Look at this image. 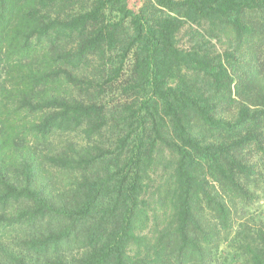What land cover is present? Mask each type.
<instances>
[{
    "label": "trees",
    "instance_id": "obj_1",
    "mask_svg": "<svg viewBox=\"0 0 264 264\" xmlns=\"http://www.w3.org/2000/svg\"><path fill=\"white\" fill-rule=\"evenodd\" d=\"M187 22L234 49L181 47ZM261 68L264 0H0V239L45 264H264V226L237 218L264 180ZM69 136L80 152L44 156L77 175L64 199L32 157L9 180L4 154Z\"/></svg>",
    "mask_w": 264,
    "mask_h": 264
},
{
    "label": "rangeland",
    "instance_id": "obj_2",
    "mask_svg": "<svg viewBox=\"0 0 264 264\" xmlns=\"http://www.w3.org/2000/svg\"><path fill=\"white\" fill-rule=\"evenodd\" d=\"M179 45L183 48H190L195 45H202L204 49H210L215 53H224L228 50H233L235 45L231 41V39L225 35L220 37H212L210 36L204 29V27L192 24L187 22L183 28L178 33ZM230 70L234 73L235 76L244 73H250L252 68L246 67L242 68H230ZM261 85L264 86V68H261L260 71ZM61 96L69 99L76 98L80 99V95L75 93H67L64 91L60 94ZM234 97L238 98L236 95ZM235 111V104L232 103L229 106V109L226 112L221 113L223 116L227 118H232ZM61 143L53 144L50 148L51 150L44 149L37 144H33L32 142H28L22 145L19 150H14L7 152L3 156V166L7 170L8 177L10 181H17L16 172L13 170L12 165L15 164L16 167L20 165V160L22 158L32 159L33 163H35L36 167V180L35 183L39 188H43L44 193L50 196L54 201L59 202L64 199L63 190L69 184L71 180L74 179L77 175L70 173L66 170L57 169L45 162V155H68L74 154L73 152H80L82 143L78 138H74L72 136L65 137L57 140ZM32 157V158H31ZM264 164V161H262ZM264 173V167L262 168ZM164 171L161 170L159 174H163ZM159 177L157 176V179ZM261 187L259 191V198L254 204L248 207L239 206L240 214L237 216L238 219L247 220L253 226L255 225H263L264 226V180L260 182ZM46 232V229L43 227L35 228L32 231H28L25 233V236H39L40 234ZM19 237L14 236L12 238H1V245L5 246L4 250L0 248V261L1 264H13V262L8 258L6 249L14 252L16 255L23 256L26 261H30L35 264H45L46 257L43 256H34L29 252H26L18 244ZM6 248V249H5ZM233 255V248L229 245L228 241L223 242L217 251L215 261L221 262L226 257L231 258ZM4 257V258H2ZM48 260V259H47ZM230 262V261H229ZM232 264V263H231Z\"/></svg>",
    "mask_w": 264,
    "mask_h": 264
}]
</instances>
